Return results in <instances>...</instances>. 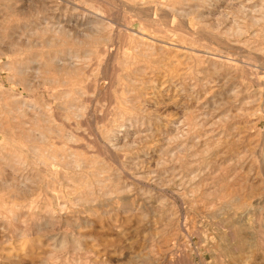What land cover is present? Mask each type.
Wrapping results in <instances>:
<instances>
[{
  "label": "rangeland",
  "instance_id": "374dc122",
  "mask_svg": "<svg viewBox=\"0 0 264 264\" xmlns=\"http://www.w3.org/2000/svg\"><path fill=\"white\" fill-rule=\"evenodd\" d=\"M0 264H264V0H0Z\"/></svg>",
  "mask_w": 264,
  "mask_h": 264
},
{
  "label": "bare ground",
  "instance_id": "6f19581e",
  "mask_svg": "<svg viewBox=\"0 0 264 264\" xmlns=\"http://www.w3.org/2000/svg\"><path fill=\"white\" fill-rule=\"evenodd\" d=\"M143 36V35H142ZM232 200V199H231Z\"/></svg>",
  "mask_w": 264,
  "mask_h": 264
}]
</instances>
